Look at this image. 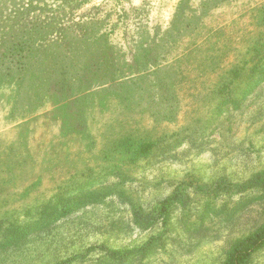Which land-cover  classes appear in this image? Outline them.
<instances>
[{
	"label": "rangeland",
	"instance_id": "374dc122",
	"mask_svg": "<svg viewBox=\"0 0 264 264\" xmlns=\"http://www.w3.org/2000/svg\"><path fill=\"white\" fill-rule=\"evenodd\" d=\"M262 172L264 0H0V264H226Z\"/></svg>",
	"mask_w": 264,
	"mask_h": 264
},
{
	"label": "trees",
	"instance_id": "16d2710c",
	"mask_svg": "<svg viewBox=\"0 0 264 264\" xmlns=\"http://www.w3.org/2000/svg\"><path fill=\"white\" fill-rule=\"evenodd\" d=\"M24 64V63H23ZM24 66V65H23ZM25 69L22 67L21 72ZM151 147V143H142L138 149L135 156H141L146 154ZM207 194H219V193H229L236 190V192H243L254 188H259L264 193V172L258 173L251 177L247 181L241 184H233L226 182L224 179L220 178L215 181L211 186H206ZM172 198L166 199L160 205L158 209V216L161 217L162 221L165 222L168 218L169 210L171 208L170 200ZM147 244L143 250L148 248ZM264 247V224L250 235L237 240L232 247L229 249L226 264H247V261L251 254L256 250ZM112 256H116V253H112Z\"/></svg>",
	"mask_w": 264,
	"mask_h": 264
}]
</instances>
